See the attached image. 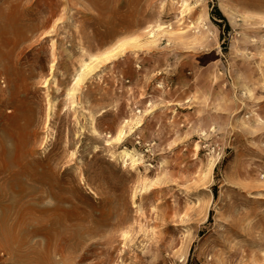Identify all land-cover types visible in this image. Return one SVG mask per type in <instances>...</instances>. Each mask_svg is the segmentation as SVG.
<instances>
[{
	"label": "rangeland",
	"instance_id": "obj_1",
	"mask_svg": "<svg viewBox=\"0 0 264 264\" xmlns=\"http://www.w3.org/2000/svg\"><path fill=\"white\" fill-rule=\"evenodd\" d=\"M186 1L0 0V264H264V0Z\"/></svg>",
	"mask_w": 264,
	"mask_h": 264
},
{
	"label": "bare ground",
	"instance_id": "obj_2",
	"mask_svg": "<svg viewBox=\"0 0 264 264\" xmlns=\"http://www.w3.org/2000/svg\"><path fill=\"white\" fill-rule=\"evenodd\" d=\"M187 2L188 1H186V0H183V3H182V6H186L187 5ZM56 7V6H55ZM187 7V6H186ZM152 36V35H151ZM125 47H126V44H122L120 47H119V50H120V52H122V51H124V49H125ZM91 62V61H90ZM85 65V64H84ZM83 66V65H82ZM90 66L92 67L93 66V63L92 64H90ZM84 67V66H83ZM86 67H87V64H86ZM85 69V68H84ZM86 70V69H85ZM84 70H82V72H83ZM90 72H91V70H89ZM88 73V72H87ZM83 74V73H82ZM79 75V74H78ZM78 79H80V76L78 77ZM77 79V80H78ZM82 79H83V77H82ZM82 79H80V80H82ZM77 82V81H76ZM11 97V95L10 94H8V95H6V99H9ZM17 110H19L18 108H16V112H15V114H13V115H11V116H9L8 117V119H10L11 121H12V124H16V122H17V120H18V118H20L21 116H23V114H21V113H19V111H17ZM93 120V119H92ZM123 128V127H122ZM7 134H8V132H6ZM5 133V134H6ZM11 134V133H10ZM8 136V135H7ZM10 137H12V136H9V138ZM128 137V135H127V133L126 132H124V130L122 129L120 132H119V134L115 137V139H117L119 142H122L125 138H127ZM7 138V137H6ZM9 138H7V139H9ZM1 142V141H0ZM22 147H24V146H22ZM5 148V147H4ZM23 149L24 148H21L20 147V149L18 150V151H20V152H23ZM121 151H123L124 153H125V157L127 158L126 160H128L129 158H132V161L133 162H137V160L138 159H141L140 158V155L139 154H136V152L134 153V151H131V149L129 150V151H125V150H121ZM5 152V151H4ZM24 153H27V152H24ZM31 153V152H30ZM136 155H138L137 157H136ZM23 156V155H22ZM124 157V156H123ZM15 158V157H14ZM122 158V157H121ZM4 159V158H3ZM2 159V160H3ZM17 160L16 161H13V160H7L6 161V159H5V161H4V163H5V165H7V168H9L10 166L11 167H13L14 166V168H15V170H13V169H9L10 170V172L9 173H11V175H12V177H14V178H16L17 176H21L22 174H25V173H28V165H26V164H23L25 161H24V159L22 158L21 160H23L24 162L22 163V161L20 160V156L18 155V157L16 158ZM1 160V161H2ZM29 163H30V161H29ZM32 164V163H31ZM4 165V166H5ZM216 165V164H215ZM9 166V167H8ZM6 167V166H5ZM32 167H30V169H31ZM35 168V167H34ZM12 171V172H11ZM41 175H45V174H42V170H41ZM40 175V176H41ZM43 177V176H42ZM20 178V177H19ZM17 179V178H16ZM45 180V179H44ZM37 181L38 182H41L42 184H44L43 182V180L42 179H37ZM24 185V184H23ZM4 188V187H3ZM6 189V188H5ZM17 189V188H16ZM43 189V188H42ZM1 191V190H0ZM10 192V191H9ZM12 192V191H11ZM27 192V191H26ZM48 192V191H47ZM3 193V192H2ZM17 193V192H16ZM45 193V192H44ZM39 194V193H38ZM42 194V193H41ZM11 195V194H10ZM44 196V195H43ZM18 197V196H17ZM20 197V196H19ZM29 198V197H28ZM42 199V198H41ZM44 201V200H43ZM33 202V201H32ZM29 203V202H28ZM14 204V203H13ZM40 204V203H39ZM38 204V205H39ZM9 205V204H8ZM15 205V204H14ZM46 205V204H45ZM43 206V205H42ZM11 207V206H10ZM10 209V208H9ZM53 215V214H52ZM32 219V218H31ZM46 219V218H45ZM18 223H19V221H18ZM21 223H23V221L21 222Z\"/></svg>",
	"mask_w": 264,
	"mask_h": 264
},
{
	"label": "trees",
	"instance_id": "obj_3",
	"mask_svg": "<svg viewBox=\"0 0 264 264\" xmlns=\"http://www.w3.org/2000/svg\"><path fill=\"white\" fill-rule=\"evenodd\" d=\"M217 15L219 18H221L223 20L225 19V17L222 15V13L220 11H217Z\"/></svg>",
	"mask_w": 264,
	"mask_h": 264
}]
</instances>
